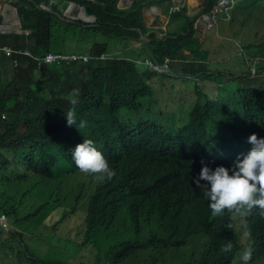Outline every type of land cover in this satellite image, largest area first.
<instances>
[{
    "label": "clouds",
    "instance_id": "obj_1",
    "mask_svg": "<svg viewBox=\"0 0 264 264\" xmlns=\"http://www.w3.org/2000/svg\"><path fill=\"white\" fill-rule=\"evenodd\" d=\"M0 126V264H264V0H0Z\"/></svg>",
    "mask_w": 264,
    "mask_h": 264
},
{
    "label": "trees",
    "instance_id": "obj_2",
    "mask_svg": "<svg viewBox=\"0 0 264 264\" xmlns=\"http://www.w3.org/2000/svg\"><path fill=\"white\" fill-rule=\"evenodd\" d=\"M2 133H3V129H2V127L0 126V149H1L2 145H3V135H2ZM14 172L17 173L18 171L15 170ZM22 177H26V178L29 177V173H22ZM10 203H11L12 205H14V204L16 203V201L13 200V199H11V200H10ZM57 205L62 207V206H64L65 204H64V202H58ZM100 226H102V225H100Z\"/></svg>",
    "mask_w": 264,
    "mask_h": 264
},
{
    "label": "rangeland",
    "instance_id": "obj_3",
    "mask_svg": "<svg viewBox=\"0 0 264 264\" xmlns=\"http://www.w3.org/2000/svg\"><path fill=\"white\" fill-rule=\"evenodd\" d=\"M184 22H185V24H186V20H184ZM211 34H212V32H210L209 34H208V39L210 40V41H212V42H215L214 41V39L212 38V36H211ZM216 43V42H215ZM214 45H216V44H214ZM213 45V46H214ZM205 49V48H204ZM223 68H235L233 65H231V64H225V65H223ZM234 70H236V69H234ZM30 249L31 250H39V247H38V245H31L30 246Z\"/></svg>",
    "mask_w": 264,
    "mask_h": 264
}]
</instances>
